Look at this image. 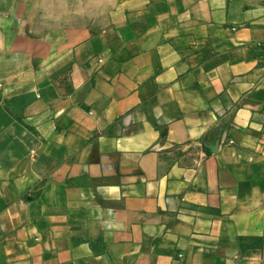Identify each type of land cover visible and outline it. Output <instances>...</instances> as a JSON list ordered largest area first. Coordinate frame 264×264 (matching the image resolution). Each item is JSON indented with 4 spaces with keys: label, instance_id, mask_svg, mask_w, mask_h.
<instances>
[{
    "label": "crops",
    "instance_id": "0c3cea01",
    "mask_svg": "<svg viewBox=\"0 0 264 264\" xmlns=\"http://www.w3.org/2000/svg\"><path fill=\"white\" fill-rule=\"evenodd\" d=\"M0 264H264V0H0Z\"/></svg>",
    "mask_w": 264,
    "mask_h": 264
}]
</instances>
